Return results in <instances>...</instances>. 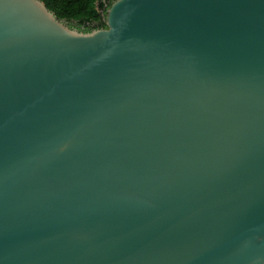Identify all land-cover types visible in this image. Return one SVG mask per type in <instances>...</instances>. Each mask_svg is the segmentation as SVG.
I'll return each instance as SVG.
<instances>
[{
	"label": "water",
	"instance_id": "water-1",
	"mask_svg": "<svg viewBox=\"0 0 264 264\" xmlns=\"http://www.w3.org/2000/svg\"><path fill=\"white\" fill-rule=\"evenodd\" d=\"M106 26L0 0V264H264V0Z\"/></svg>",
	"mask_w": 264,
	"mask_h": 264
},
{
	"label": "trees",
	"instance_id": "trees-1",
	"mask_svg": "<svg viewBox=\"0 0 264 264\" xmlns=\"http://www.w3.org/2000/svg\"><path fill=\"white\" fill-rule=\"evenodd\" d=\"M42 1L59 19L68 21L70 25L77 24L79 26H86L87 29L84 32H91L106 26L102 14V10L104 9V2L102 0Z\"/></svg>",
	"mask_w": 264,
	"mask_h": 264
},
{
	"label": "flooded vegetation",
	"instance_id": "flooded-vegetation-1",
	"mask_svg": "<svg viewBox=\"0 0 264 264\" xmlns=\"http://www.w3.org/2000/svg\"><path fill=\"white\" fill-rule=\"evenodd\" d=\"M103 2H104V9L102 10V14H103V17H104V22H105V24H106V14H107V12H105V11H107L108 9H109V7L112 5V3H113V1L114 0H102ZM72 28H75V29H77V30H79V31H85L86 29H87V27L86 26H83V25H77V24H73V25H70ZM107 26H103V27H100V28H106Z\"/></svg>",
	"mask_w": 264,
	"mask_h": 264
}]
</instances>
